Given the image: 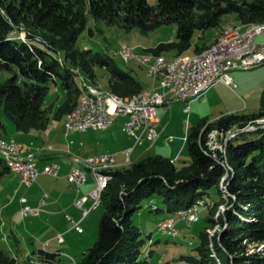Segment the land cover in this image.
<instances>
[{"label": "trees", "instance_id": "trees-1", "mask_svg": "<svg viewBox=\"0 0 264 264\" xmlns=\"http://www.w3.org/2000/svg\"><path fill=\"white\" fill-rule=\"evenodd\" d=\"M89 15L126 32L138 28L142 34L176 24V40L145 51L154 56L174 51L181 56L193 46L195 34L204 37L208 29L221 26L225 16L233 15L236 23L248 24L237 25L243 28L264 22V0H158L156 5L148 0H0V71L12 73L0 81V107L18 132L45 130L50 114L56 121L63 120L76 107L82 92L77 76L82 73L92 78L96 64L110 71L109 87L117 96L145 90L134 74L110 58L76 46ZM22 31L25 39L20 38ZM211 45L196 44L194 53ZM51 82L60 83L66 98L49 112L45 100ZM260 118H264V108L252 114H226L213 122L201 120L188 134L189 162L179 164L171 158L149 155L112 170L101 194L105 209L99 236L76 264H149L141 259L145 240L132 220L143 199L162 196L172 215L204 197H218L217 207L225 201L220 183L227 171V204L231 208L218 220L222 231L213 237L211 248L205 229L215 221L209 217V224L200 233L197 254L182 255L181 259L186 264H264V252L249 253L248 248L264 243V128L242 131ZM0 128H6L1 117ZM214 131L236 135L224 141V150L212 149L208 140ZM225 159L232 171L225 166ZM9 171L0 155V178ZM215 210H210V215ZM41 251L48 259H55L56 253ZM0 264H16V258L0 249Z\"/></svg>", "mask_w": 264, "mask_h": 264}, {"label": "rangeland", "instance_id": "rangeland-1", "mask_svg": "<svg viewBox=\"0 0 264 264\" xmlns=\"http://www.w3.org/2000/svg\"><path fill=\"white\" fill-rule=\"evenodd\" d=\"M148 1L151 5H156L158 2V0ZM227 24L248 25L236 23L233 15L225 16L221 26L208 29L204 37L199 38L198 33L195 34L193 46L187 53L183 54L184 56H181L193 57L198 54L192 55L195 45L210 44L220 28ZM241 31L243 32L244 30ZM24 33L23 31L20 32V38H22ZM176 35V24L164 25L151 31L149 34H142L138 28L133 29L131 32H126L118 26H110L102 20H94L89 15L88 26L80 35L76 46L79 49H90L93 52H99L110 58L120 68L134 74L143 83L145 89H150L154 79L148 74V67L139 64L135 60L126 63L119 55V51L123 45H127L134 48V53L137 56L148 55L145 51L147 48L155 47L161 42L176 40ZM162 55L161 57L169 61L179 57L176 56V52L174 51L164 52ZM93 69L94 76L92 78L80 73L76 69L78 73L83 75L77 76L80 87L84 90L86 84H84V87H82V84L87 83L91 87L117 95L109 87L111 74L108 68L96 64ZM11 75L12 73L9 71H0V81L7 80ZM231 76L233 82L236 84L234 90L226 85H218L197 99L193 100L191 98L188 102L174 101L171 104L158 108L159 118H162V113L166 114L163 124H168L163 126V130L158 126L163 135H160L159 140L154 144L144 142L135 145V140L122 130L123 122L127 119L123 116L117 117L112 127L106 131L90 129L86 132H75L66 136L64 124L68 116L64 117L61 121H56L52 118V114H50L51 119L45 130H31L28 133H21L16 130L14 124L7 118L2 107H0V117L6 128H0V139L15 137L29 145L32 144L36 152L40 150V147L49 150L53 147V152L61 148L62 151L60 152L62 155L70 153L80 155V151H88L91 155H96L111 150L119 151L118 161H124L126 158L125 154H123L124 151L130 147H134L130 163L139 161L149 155L173 156L178 159L179 164L189 162L190 157L187 149L188 134L190 129L203 120V118L208 122H213L218 117L220 118V116L226 114H252L264 108V63L247 70L232 71ZM65 98L66 93L60 83L55 84V82H51L45 100V107L50 108L49 112H52L54 109L52 106H58ZM187 103H190L188 111L185 110ZM258 121L244 128L243 130L249 129V131L244 132L264 128V120H261L263 123H259L261 121ZM233 134L236 135V133L228 136L223 135L222 140L220 139L218 143L221 142L222 145H225L224 141L227 142V139ZM169 136H173L175 139L171 143H168L166 139ZM221 150H224V148ZM35 151L32 150L34 153ZM73 157L85 159L89 156L82 158L74 155ZM55 161L60 165L64 162L60 157L56 158ZM225 162V166L230 169L229 171H232V167L227 164V159H225ZM37 165L42 170L44 162H38ZM122 165V167H125L129 163ZM116 168L119 167L117 166ZM39 176V182L46 186V191H44L49 195L50 189L54 187L53 181L60 177V175L53 177L40 174ZM19 177L18 174L12 172L0 178V249L6 251L11 257L16 258V264H76V261H79L83 253L94 245L99 236V222L105 209L104 205L100 203L96 209L89 212L88 217L82 222L80 221L83 231L79 232L74 228V224L67 219V216H71L77 221L82 216L83 209L81 210L74 202L71 206L70 204H66V207H68L64 210L65 212L63 209H59V214L52 216L50 209L38 204L40 202H38V199L42 195L44 197V193L41 192V194L37 193L33 195V193H36L34 187L29 188L30 186L22 183V179ZM228 177L229 172L227 171L220 183L221 188L225 192L223 193L225 201L216 207L218 197L216 199L214 198L215 196L199 199L201 200L199 203H202V205L198 203L199 207H195V204L193 208L192 206L188 208H192L193 213L182 216V220L177 224L178 229L174 236L164 233L158 228L160 220L172 215L171 212L166 210L163 197L155 194L143 199L142 207L135 211L132 216L134 224L140 228L142 238L145 240L142 247L141 259H146L149 264H186L181 259V256L197 254L196 248L200 245V233L209 224V217L215 222L211 223L212 226L207 227L205 231L210 240V247L213 248L212 239L223 228L222 224L218 221L220 215L231 208V205L227 204L229 194L227 193V185H225ZM92 180L93 177L88 173V181L91 182ZM65 184L67 183L63 182L62 188L65 187ZM66 189L70 193L71 189L68 187ZM17 191L20 192L18 197ZM81 191L80 195L76 196L77 199L86 195L87 188L84 186L81 188ZM73 193L77 195L75 191ZM22 194L27 196L26 198L29 200L28 205L32 208L40 209L39 214H29L28 216L22 214L23 204L20 202L23 198L21 197ZM91 203L92 201L89 200L84 207L90 208ZM156 207H159L160 210L156 211ZM212 209L215 212L213 215H210V210ZM197 214L198 221H196ZM248 248L249 253L264 252V243L250 244ZM41 250L56 253L55 259H48L46 253Z\"/></svg>", "mask_w": 264, "mask_h": 264}, {"label": "built area", "instance_id": "built-area-1", "mask_svg": "<svg viewBox=\"0 0 264 264\" xmlns=\"http://www.w3.org/2000/svg\"><path fill=\"white\" fill-rule=\"evenodd\" d=\"M237 24L224 25V35H233V42L229 46H220V52L214 53L211 61H204L202 64L183 63L175 70L168 68L150 67V62H144L134 52H128L127 45L119 51L122 59L128 63L135 60L141 65L148 67V74L153 77L154 85L150 89H145V98H133L130 102H120L110 99V96L101 90H90V102H83L80 113L71 117L70 130H65L66 136L75 132H86L90 129L105 131L112 127L117 117L123 116L122 130L135 140V145L144 142L154 144L160 133L156 128L159 121L158 108L171 104L174 101L186 102V96H193V100L202 96L215 83L222 82L232 90L236 84L231 76L232 71H236V65H252V67L264 63V30L245 32L243 41H236ZM222 36V37H223ZM25 37V33L23 35ZM248 50H255V57L249 61H241V53ZM226 56H234L233 64H225ZM221 68H229V76H221ZM91 94L100 95L98 110H91ZM101 98H109L110 107L115 110L114 120H105L101 114ZM190 103H187L186 111L189 110ZM260 123H263L261 121ZM235 135V134H233ZM218 136L223 135L220 131H214L208 142L212 149H223L224 145L218 143ZM174 137L169 136L168 142L173 141ZM134 147L124 151V161H131V154ZM0 152L6 153L10 160L15 163L22 171V183L31 186L40 174H47L53 177L60 175L61 166L56 162H51L43 166L40 170L37 166L35 153L31 147L15 137L0 139ZM74 166L66 175L68 181L78 189L88 181V173L92 170H99V180H94V188L86 195L78 198L75 204L83 209V218L89 212L96 209L101 203L106 177L111 174V164L121 163L118 161V152H108L100 155L89 156L85 159L78 157L72 158ZM78 165H86V172H78ZM89 200L92 201L90 208L84 205ZM23 204L22 214H39V208H32L28 205L26 197L21 199ZM202 205V203H199ZM183 214L179 217H169L165 222H158L159 230L172 231V224H178L182 220ZM67 219L74 224V228L82 232L80 221H75L71 216ZM198 221V214L196 216Z\"/></svg>", "mask_w": 264, "mask_h": 264}, {"label": "bare ground", "instance_id": "bare-ground-1", "mask_svg": "<svg viewBox=\"0 0 264 264\" xmlns=\"http://www.w3.org/2000/svg\"><path fill=\"white\" fill-rule=\"evenodd\" d=\"M229 25H234V24H229ZM241 30H244V31L242 32ZM259 30H264V22L258 23V24H250L246 28H243L242 26H237L236 41H243L245 39V32L259 31ZM223 32H224V27L219 31L217 39L215 40L214 43H212V45L209 48L205 49L201 53L194 55L193 57L179 56L175 58L174 60L171 59V61L161 56H153L151 54H148V55L144 54V55L137 56V57H139L144 62H150V67H160V65H162V68H168V70H175L176 67H179V65L183 63L202 64L204 61H211L212 57L214 56V53L220 52V46H229V44L233 42V35L223 36ZM128 52H134V48L128 47ZM254 57H255V50H248V51H244V53H241V61H249ZM233 63H234V56L225 57V64H233ZM249 68H252V65H236V70H242V69L247 70ZM79 75L83 76L81 74ZM221 76H229V68H221ZM84 84H86L85 88L84 90L81 88L83 93L81 95V98L78 100L76 107L67 115L68 119L66 120L65 118L66 120L64 124L65 130H70L71 117L81 112L82 107H83V102H90V90H100V89H97L96 87H91L87 85V83H83L82 87H84ZM103 92L107 93L110 96V99H114L120 102H130L133 98H145V90L141 92L140 94L133 95L130 97H119L117 95L110 94L109 91L108 92L103 91ZM191 98H193V96H186V102H188V100ZM98 103H100V95L91 94V110H98ZM101 114L105 120H113L115 118V110L110 107L109 98H101ZM261 120H264V119L260 118L259 121ZM0 154L5 159V162L9 170L18 174L20 178L22 179V171L19 170L18 167L15 165V163L10 160L9 156L6 155V153H2V152H0ZM130 162L131 161H125V163L123 164H128V163L130 164ZM117 166H119L118 163H112L111 171L116 169ZM78 172H86V165H78ZM91 175L94 180H99V170H92ZM110 179H111V175H108L106 177L103 190L104 188L108 186ZM198 203H196V205L194 204L195 207L198 206ZM192 208H193V205H192ZM192 208L190 209L186 208L188 210H183V209L178 210L175 214L170 215L169 217H179L181 214H183V216H187L193 213ZM169 217L161 220L160 222L167 221ZM177 229H178L177 224H172V231L170 230H160V231L174 236Z\"/></svg>", "mask_w": 264, "mask_h": 264}, {"label": "crops", "instance_id": "crops-1", "mask_svg": "<svg viewBox=\"0 0 264 264\" xmlns=\"http://www.w3.org/2000/svg\"><path fill=\"white\" fill-rule=\"evenodd\" d=\"M221 29V28H220ZM220 31V30H219ZM219 31L216 33V35H215V37H214V39H213V41L210 43V44H212L216 39H217V36H218V33H219ZM260 39H264V37L262 36ZM195 53H193L192 55H194ZM192 55H190V56H192ZM184 56V55H183ZM153 85H154V83H153ZM218 85H225L224 83H222V82H217V83H215L207 92H209L210 90H212V88H214L215 86L217 87ZM206 93V92H205ZM173 103V102H172ZM191 103V102H190ZM231 114V113H230ZM236 114V113H235ZM166 117V114H164V113H162V118H159V121L157 122V124H156V128H157V130H159V133H160V135L162 136L163 134H162V131H161V129L163 130L164 129V127L163 126H166L167 124L165 123V124H163V121H164V118ZM221 117V116H220ZM219 118V117H218ZM217 118V119H218ZM204 119V118H203ZM169 122H170V120H169ZM200 123V122H199ZM158 126L161 128V129H158ZM106 131V130H105ZM159 138H160V136H159ZM159 138H158V140H159ZM168 138V137H167ZM166 138V139H167ZM157 140V141H158ZM175 139H173V141H174ZM173 141H171V142H173ZM168 142V141H167ZM171 142H168V143H171ZM28 144V143H27ZM29 145V144H28ZM29 146H31V148H32V150L33 151H35L34 150V148H33V145L32 144H30ZM40 150L38 151V152H36L35 151V155H36V160H37V163L38 162H44V165H46V164H49V163H51V162H56V163H58L57 161H55V159L56 158H58V157H60V158H62V160L64 161V162H62V165H60L59 163H58V165H60L61 166V170H60V177H58V178H56L54 181H53V185H54V187L52 188V189H50V194L49 195H47L46 193H45V191H46V186H44L42 183H40L39 182V177H38V179L34 182V184L32 185V186H30L29 188H32V187H34V191L36 192V193H33V195H35V194H37V193H39V194H41V192L42 193H44V197H43V195L41 196V197H43L42 199H41V197L38 199V204L40 205V206H45L46 208H48V209H50L51 211H52V216H55L56 214H59V209H63V211L64 210H66L67 209V207H66V204L68 205V204H70V206H71V204L73 205L74 204V202L77 200V198H76V196L78 197L79 195H80V193L82 192L81 191V188L82 187H86L87 188V191H86V193L85 194H87L90 190H92V188L94 187V185H95V183H94V179L91 181V182H89V181H87L84 185H81L80 187H79V189L74 185V184H71V183H69L68 182V180H67V178H66V174L70 171V169L74 166V162H73V160H72V156H74V155H78V156H80V157H82V158H85V157H87V156H94V155H91L90 154V152H88V151H80V155L79 154H74V153H70V154H66V155H62L61 154V152L60 151H62V149L61 148H59V149H57L55 152H53L52 150H53V147H52V149H47V148H44V147H40L39 148ZM122 150H124V149H122ZM108 152H118V156H119V151H111V150H107V151H104V152H101V153H98V154H96V155H100V154H103V153H108ZM122 152V151H121ZM124 154V153H123ZM162 156V155H161ZM164 157V156H163ZM167 158H171V160H173L175 163H178V159L176 158V157H173V156H170V157H167ZM119 162H121V163H118L119 164V168L120 167H122L123 165V163H124V161L122 160V161H119ZM38 166V165H37ZM12 173V171H9L7 174H5L3 177H5L6 175H9V174H11ZM43 175H47V174H43ZM92 176V175H91ZM3 177H1V178H3ZM18 177H19V175H18ZM20 178V177H19ZM63 182H65V183H67V184H65V187L64 188H62L63 187ZM66 187H68V188H70L71 189V191H69L70 193H68L67 191V189H66ZM72 187V188H71ZM45 188V189H44ZM45 190V191H44ZM18 191H20V190H18ZM17 191V192H18ZM73 191H75V193H77V195H75L74 193H73ZM19 194H20V192H18V194H17V197L19 196ZM45 194H46V196H45ZM84 195V194H83ZM21 197H27L25 194H22L21 195ZM28 199V198H27ZM21 202V201H20ZM28 203H29V200H28ZM88 203V202H87ZM86 204V203H85ZM38 206V205H37ZM36 206V207H37ZM85 206V205H84ZM59 207H62V208H59ZM82 210V209H81ZM65 212V211H64ZM63 213V212H62ZM90 214V213H89ZM89 214L86 216V217H88L89 216ZM86 217H84L83 218V212H82V216H80V219L79 220H77V221H83Z\"/></svg>", "mask_w": 264, "mask_h": 264}, {"label": "water", "instance_id": "water-1", "mask_svg": "<svg viewBox=\"0 0 264 264\" xmlns=\"http://www.w3.org/2000/svg\"><path fill=\"white\" fill-rule=\"evenodd\" d=\"M251 130V129H250ZM242 131H249V129L248 130H242ZM233 136V135H232ZM232 136H230L228 139H227V141L232 137Z\"/></svg>", "mask_w": 264, "mask_h": 264}]
</instances>
